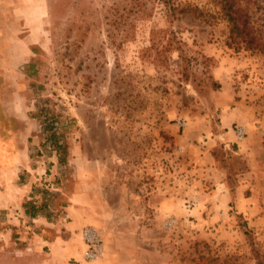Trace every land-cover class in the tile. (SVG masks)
<instances>
[{
    "label": "rangeland",
    "instance_id": "374dc122",
    "mask_svg": "<svg viewBox=\"0 0 264 264\" xmlns=\"http://www.w3.org/2000/svg\"><path fill=\"white\" fill-rule=\"evenodd\" d=\"M171 1L194 9L0 0V170L20 162L23 208L43 219L20 224L76 248L69 263L257 264L252 247L264 253V52L239 47L220 0ZM234 2L264 42V0ZM87 227L103 243L92 261Z\"/></svg>",
    "mask_w": 264,
    "mask_h": 264
},
{
    "label": "crops",
    "instance_id": "0c3cea01",
    "mask_svg": "<svg viewBox=\"0 0 264 264\" xmlns=\"http://www.w3.org/2000/svg\"><path fill=\"white\" fill-rule=\"evenodd\" d=\"M20 166L15 161L0 170V264H69L72 255L80 253L76 248L72 245L64 248L59 237L46 240L45 229L37 235L36 226L31 227L32 235L27 236V227L20 224L19 216L37 223L43 221L40 215L30 217L23 208L29 197L30 182L17 181ZM63 243L67 246L68 241ZM45 245L49 252L44 251Z\"/></svg>",
    "mask_w": 264,
    "mask_h": 264
},
{
    "label": "trees",
    "instance_id": "16d2710c",
    "mask_svg": "<svg viewBox=\"0 0 264 264\" xmlns=\"http://www.w3.org/2000/svg\"><path fill=\"white\" fill-rule=\"evenodd\" d=\"M161 2L166 11V15H169L173 17L175 15L176 10L177 11H185V10H193L194 8H184L178 6H175L174 3L171 0H158ZM221 3V11L228 21V24L230 26V30L232 32H236L241 39L240 46L243 49H250V50H257L264 52V42H262L258 37L254 34L253 26L249 22V17L247 12L241 8L240 6L236 5L234 0H220ZM172 33V31H171ZM172 37L173 33H172ZM186 56L182 54V60L184 61L185 68V62H186ZM189 63V62H187ZM53 127V126H52ZM50 129V134L48 135V140H50L55 148L59 151L65 150V144L61 142L59 139V135L57 134L56 130L54 128ZM60 160L63 161L64 157H60ZM247 234V233H246ZM252 250L254 251L255 258L257 259V264H264V253L260 252L255 247H252Z\"/></svg>",
    "mask_w": 264,
    "mask_h": 264
},
{
    "label": "built area",
    "instance_id": "2783aa9c",
    "mask_svg": "<svg viewBox=\"0 0 264 264\" xmlns=\"http://www.w3.org/2000/svg\"><path fill=\"white\" fill-rule=\"evenodd\" d=\"M242 132L243 131L240 128L237 129L238 135H241ZM82 239L85 244V249L83 252L84 260L92 261L97 259L101 255L103 249V243L99 233L92 227L84 228L82 231Z\"/></svg>",
    "mask_w": 264,
    "mask_h": 264
}]
</instances>
